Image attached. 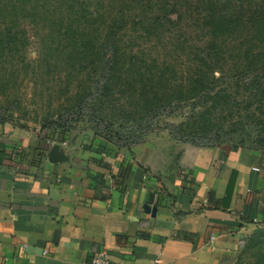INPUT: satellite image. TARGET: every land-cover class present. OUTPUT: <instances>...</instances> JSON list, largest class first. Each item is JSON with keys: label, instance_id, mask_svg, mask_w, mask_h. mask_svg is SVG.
Returning a JSON list of instances; mask_svg holds the SVG:
<instances>
[{"label": "crops", "instance_id": "crops-1", "mask_svg": "<svg viewBox=\"0 0 264 264\" xmlns=\"http://www.w3.org/2000/svg\"><path fill=\"white\" fill-rule=\"evenodd\" d=\"M0 129V264H85L102 250L127 264H235L264 227L257 151L185 145L161 165L148 143L98 150Z\"/></svg>", "mask_w": 264, "mask_h": 264}, {"label": "trees", "instance_id": "trees-1", "mask_svg": "<svg viewBox=\"0 0 264 264\" xmlns=\"http://www.w3.org/2000/svg\"><path fill=\"white\" fill-rule=\"evenodd\" d=\"M115 1L120 10L113 14L108 8L110 22L97 3L91 11L87 0L58 2L68 13L58 19L57 38L67 42L61 53L68 55V68L85 74L69 110L90 108L108 135L125 142L123 147L142 143L146 124L152 129L155 121L182 110L171 134L183 144L227 145L233 151L264 148V0ZM35 2L34 10L18 0L0 5L1 68L7 56L26 48L20 22L37 16L46 0ZM185 13L196 17L201 32L196 43L183 38ZM130 24L141 31L139 39L159 43L157 55L124 47L121 32ZM246 242V252L264 243V229ZM257 264H264V258Z\"/></svg>", "mask_w": 264, "mask_h": 264}, {"label": "rangeland", "instance_id": "rangeland-1", "mask_svg": "<svg viewBox=\"0 0 264 264\" xmlns=\"http://www.w3.org/2000/svg\"><path fill=\"white\" fill-rule=\"evenodd\" d=\"M9 1L11 0H0V5ZM87 1L91 4L89 5L91 11L94 10V6L96 7V3L97 9H99L98 5L103 6L102 12L109 22L113 20V15H109L108 8H112L113 14L120 10V6L115 0ZM20 2L25 3V6L30 10L39 6L35 0H18V3ZM58 2L59 0H46L44 7L40 8V13L36 14L37 16L20 22L21 29L26 36L24 40L22 36V40L27 41L28 44L26 48H20L18 52L7 56L6 66L0 67L2 77L0 81V127L3 130L8 128L9 130L18 129L28 132L42 138V140L68 141L74 146L116 151L118 148H123L125 142L121 143L117 137L108 135L110 132H107L105 126H99L100 123L93 118L90 108L82 105L73 111L69 110V106L78 96L79 81L84 79L85 74H82L78 69L68 68V55L61 53L64 50L63 45H66L67 42L59 43L57 38L58 19L68 13ZM76 11L78 12L79 9L77 8ZM176 17L177 15L174 14L171 18L176 20ZM74 18L75 20L78 19L79 15ZM195 18L192 14L185 13L182 16L183 22L181 24L183 38L192 39L193 43L199 41L201 34L196 27ZM67 25L65 24V26ZM76 27L80 29L79 31L84 30V26ZM141 34V31H133L132 24L128 25L121 32V36H126V41L123 42L124 47L128 51L131 49L134 52L144 50L149 55H157L156 48L159 43L148 42L146 37L139 39ZM128 36L133 37V41H129ZM136 37L138 39H134ZM134 41L136 42L133 47L127 46ZM167 60L173 61V58ZM182 113L183 111L179 110L173 117L165 118L161 122L155 121L151 126L152 129L149 124L145 125L146 130H143L145 137L142 143L138 145L147 143L154 145L158 154H162L161 159H159L161 165L166 161H168V165L177 163L182 147L191 145L183 144L177 136L171 134L173 128L181 122L184 116ZM178 115L181 118L177 117ZM125 139L127 137H124ZM116 142L117 144L120 143L118 147H116ZM132 146L134 147V145L128 144V147ZM224 147L230 148L227 145ZM258 152L264 156V148L259 149ZM262 229L264 227L256 228L246 238V241ZM246 241L242 245L241 253L236 257L235 264H257L264 258V243L258 244L246 252L244 250L247 246Z\"/></svg>", "mask_w": 264, "mask_h": 264}, {"label": "built area", "instance_id": "built-area-1", "mask_svg": "<svg viewBox=\"0 0 264 264\" xmlns=\"http://www.w3.org/2000/svg\"><path fill=\"white\" fill-rule=\"evenodd\" d=\"M258 170V169H256ZM211 241L215 240V237L212 236L210 238ZM85 264H127L125 262H115L112 261L110 254L108 253V251L106 250H102L98 253H96L93 258L86 262Z\"/></svg>", "mask_w": 264, "mask_h": 264}, {"label": "water", "instance_id": "water-1", "mask_svg": "<svg viewBox=\"0 0 264 264\" xmlns=\"http://www.w3.org/2000/svg\"><path fill=\"white\" fill-rule=\"evenodd\" d=\"M145 209L149 212L152 213L154 216L156 215V209H152L149 205L145 206Z\"/></svg>", "mask_w": 264, "mask_h": 264}]
</instances>
